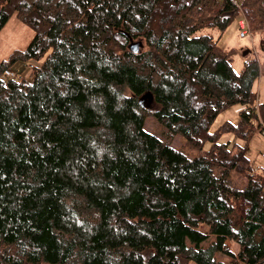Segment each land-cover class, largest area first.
<instances>
[{
	"label": "trees",
	"instance_id": "obj_1",
	"mask_svg": "<svg viewBox=\"0 0 264 264\" xmlns=\"http://www.w3.org/2000/svg\"><path fill=\"white\" fill-rule=\"evenodd\" d=\"M241 10L233 0H0V28L12 16L29 27L21 58L41 60L31 81L0 82V264H264V173L244 148L219 143L264 123L259 64L236 74L232 52L202 34L220 37L241 15L264 28V0ZM232 106L245 108L239 123L211 132ZM150 114L210 149L173 150L145 132ZM233 172L243 189L230 186Z\"/></svg>",
	"mask_w": 264,
	"mask_h": 264
},
{
	"label": "rangeland",
	"instance_id": "obj_2",
	"mask_svg": "<svg viewBox=\"0 0 264 264\" xmlns=\"http://www.w3.org/2000/svg\"><path fill=\"white\" fill-rule=\"evenodd\" d=\"M238 20L239 16L230 23L220 37L214 30H205L202 34L212 36L222 50L232 52V68L236 74L242 71L243 63L246 60L256 59L259 64V76L254 84L253 91L257 96L255 110L259 109L260 111V106L264 105V48H261V44L264 43V28L252 30L251 38L241 39L238 35ZM33 38L34 32L12 16L0 28V67L8 64V68L12 69L18 76L31 81V72L34 67H40L41 60L27 61L22 60L21 56ZM245 51L249 53L242 56ZM237 109V106H232L221 112L212 124L210 131L215 132L226 123L236 126L239 123V112H241L240 109ZM263 125L264 123H261L260 120L254 122L247 141L236 138L232 133L222 134L219 139V143L228 144L230 148L234 146L244 148L252 170L254 173L261 175L264 173V136L261 134ZM144 130L167 143L173 150L183 153L189 159L199 157L203 152L210 149L209 143L204 144L201 151L190 148L180 136L170 135L164 128L159 126L151 114L146 118ZM229 184L233 188L243 189L246 181L244 177L233 172L229 176ZM228 247L233 252H237V246L228 243Z\"/></svg>",
	"mask_w": 264,
	"mask_h": 264
},
{
	"label": "built area",
	"instance_id": "obj_3",
	"mask_svg": "<svg viewBox=\"0 0 264 264\" xmlns=\"http://www.w3.org/2000/svg\"><path fill=\"white\" fill-rule=\"evenodd\" d=\"M243 1L244 0H233L237 10L241 14V6L243 4ZM238 32L239 38L241 39H245L247 37L251 38L253 34L247 19L243 15H241L238 20ZM17 78L18 74L15 73L12 69L4 68L2 74L0 75V82L4 85V87H6L9 82L15 81ZM240 111H245V108L240 109ZM261 134L264 136V125L262 126Z\"/></svg>",
	"mask_w": 264,
	"mask_h": 264
},
{
	"label": "water",
	"instance_id": "obj_4",
	"mask_svg": "<svg viewBox=\"0 0 264 264\" xmlns=\"http://www.w3.org/2000/svg\"><path fill=\"white\" fill-rule=\"evenodd\" d=\"M137 45L138 44H133L132 46H130V48H131V50L133 52H137V49H138V46ZM262 47L264 48V43L261 44V48ZM248 53H249L248 51H245V52H243L242 56H246Z\"/></svg>",
	"mask_w": 264,
	"mask_h": 264
}]
</instances>
